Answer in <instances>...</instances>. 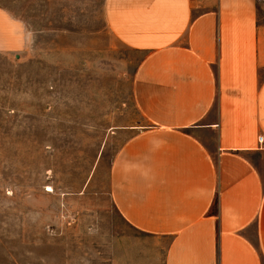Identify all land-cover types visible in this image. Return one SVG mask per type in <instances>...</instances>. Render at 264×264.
Here are the masks:
<instances>
[{"label":"crops","instance_id":"crops-1","mask_svg":"<svg viewBox=\"0 0 264 264\" xmlns=\"http://www.w3.org/2000/svg\"><path fill=\"white\" fill-rule=\"evenodd\" d=\"M32 2L0 0V55L36 48ZM66 24L68 48L142 57V122L111 133L118 215L163 264H264V0H66Z\"/></svg>","mask_w":264,"mask_h":264},{"label":"rangeland","instance_id":"rangeland-1","mask_svg":"<svg viewBox=\"0 0 264 264\" xmlns=\"http://www.w3.org/2000/svg\"><path fill=\"white\" fill-rule=\"evenodd\" d=\"M27 4L17 14L40 33L36 48L0 55V264H163L158 241L126 224L109 195L122 145L111 133L142 122V57L98 55L107 51L86 40L68 48L66 0Z\"/></svg>","mask_w":264,"mask_h":264},{"label":"built area","instance_id":"built-area-1","mask_svg":"<svg viewBox=\"0 0 264 264\" xmlns=\"http://www.w3.org/2000/svg\"><path fill=\"white\" fill-rule=\"evenodd\" d=\"M259 145L263 148L264 147V137L260 136L258 139Z\"/></svg>","mask_w":264,"mask_h":264}]
</instances>
